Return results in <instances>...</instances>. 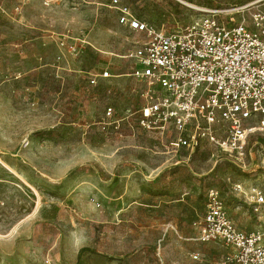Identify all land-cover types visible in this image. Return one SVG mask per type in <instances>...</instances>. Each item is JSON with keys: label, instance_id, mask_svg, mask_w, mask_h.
Returning <instances> with one entry per match:
<instances>
[{"label": "rangeland", "instance_id": "obj_1", "mask_svg": "<svg viewBox=\"0 0 264 264\" xmlns=\"http://www.w3.org/2000/svg\"><path fill=\"white\" fill-rule=\"evenodd\" d=\"M112 1L0 0V264H221L229 252L191 226L211 190L237 229L259 228L235 185L264 189V134L235 161L142 129L144 86L125 58L142 35ZM253 1L118 0L165 32L194 8L237 22L232 10Z\"/></svg>", "mask_w": 264, "mask_h": 264}, {"label": "built area", "instance_id": "obj_2", "mask_svg": "<svg viewBox=\"0 0 264 264\" xmlns=\"http://www.w3.org/2000/svg\"><path fill=\"white\" fill-rule=\"evenodd\" d=\"M264 0L237 6L239 20L224 9L194 8L197 17L170 32L140 21L118 0L117 21L142 40L127 53L131 77L140 92L139 126L149 132L175 133L172 150L193 152L205 144L241 161L248 139L264 134ZM249 11L246 20L244 13ZM110 77L90 75L89 85ZM111 108L104 111L110 118ZM264 152V143L260 145ZM259 228L244 232L231 222L217 191L208 194L205 213L191 226L195 241L230 250L221 264H264V189L235 185ZM197 260V254L191 255Z\"/></svg>", "mask_w": 264, "mask_h": 264}, {"label": "crops", "instance_id": "obj_3", "mask_svg": "<svg viewBox=\"0 0 264 264\" xmlns=\"http://www.w3.org/2000/svg\"><path fill=\"white\" fill-rule=\"evenodd\" d=\"M194 230V229H193ZM195 237H196V232H195ZM194 240H195V238H194ZM224 249H226L228 252H229V254H230V250L229 249H227V248H225L224 247ZM195 254V253H194ZM193 255V254H192Z\"/></svg>", "mask_w": 264, "mask_h": 264}]
</instances>
